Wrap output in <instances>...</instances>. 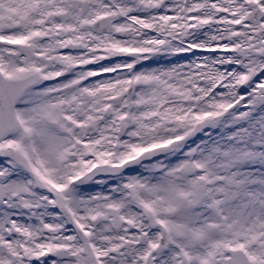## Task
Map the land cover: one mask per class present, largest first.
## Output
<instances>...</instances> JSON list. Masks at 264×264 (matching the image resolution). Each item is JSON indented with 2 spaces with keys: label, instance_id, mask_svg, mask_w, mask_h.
<instances>
[{
  "label": "snow or ice",
  "instance_id": "1",
  "mask_svg": "<svg viewBox=\"0 0 264 264\" xmlns=\"http://www.w3.org/2000/svg\"><path fill=\"white\" fill-rule=\"evenodd\" d=\"M0 264H264V0H0Z\"/></svg>",
  "mask_w": 264,
  "mask_h": 264
}]
</instances>
